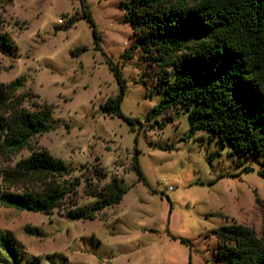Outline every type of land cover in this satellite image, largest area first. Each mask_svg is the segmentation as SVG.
Masks as SVG:
<instances>
[{"label":"rangeland","instance_id":"374dc122","mask_svg":"<svg viewBox=\"0 0 264 264\" xmlns=\"http://www.w3.org/2000/svg\"><path fill=\"white\" fill-rule=\"evenodd\" d=\"M85 1L99 48L79 0H0V30L12 45L0 53V83L21 77L18 94L37 96H28L27 109L53 106L51 130L30 146L61 160L70 170L67 182L80 179L77 197L50 215L0 203V234L13 237L18 254L1 252L0 264H220L219 228L241 224L260 234L261 157L231 154L228 144L221 147L206 132L189 136L182 107L148 120L163 83L173 80L172 69L145 59L124 21L122 0ZM107 59L122 73L120 110L138 121L133 125L101 109L118 93ZM29 155L25 148L11 165ZM134 156L145 185L138 181ZM96 166L103 179L95 177ZM114 177L127 191L120 204L92 221L66 217L74 200L75 207H91L96 198L85 191H100Z\"/></svg>","mask_w":264,"mask_h":264},{"label":"trees","instance_id":"16d2710c","mask_svg":"<svg viewBox=\"0 0 264 264\" xmlns=\"http://www.w3.org/2000/svg\"><path fill=\"white\" fill-rule=\"evenodd\" d=\"M90 25L96 47L99 35L85 0H79ZM124 21L129 23L145 59L171 68L173 80L164 82L162 99L147 119L182 107L188 114L189 136L206 132L221 147L228 144L235 155L255 154L262 159L258 174L264 178V0H122ZM3 20L0 16V28ZM12 50L0 30V53ZM84 52L85 49H80ZM131 59L130 55L125 56ZM118 93L101 107L103 113L133 125L120 106L126 85L119 67L107 59ZM23 78L0 83V203L19 211L50 215L66 200L77 197L80 179L67 182L70 170L46 149L31 141L51 130L53 106L43 103L30 111L20 95ZM25 148L30 155L11 165ZM133 166L138 181L146 184L137 156ZM100 180L105 172L93 170ZM95 197L91 207H72L66 217L95 220L105 208L121 203L127 191L114 177L100 191H85ZM260 199L255 198L259 206ZM215 258L220 264H264V217L258 235L252 228L232 224L216 233ZM183 243H187L182 240ZM1 252L18 257L13 237L0 234Z\"/></svg>","mask_w":264,"mask_h":264},{"label":"built area","instance_id":"2783aa9c","mask_svg":"<svg viewBox=\"0 0 264 264\" xmlns=\"http://www.w3.org/2000/svg\"><path fill=\"white\" fill-rule=\"evenodd\" d=\"M59 23H61V21H59ZM171 189V188H170Z\"/></svg>","mask_w":264,"mask_h":264}]
</instances>
